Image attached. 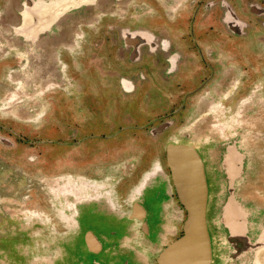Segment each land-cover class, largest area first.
Instances as JSON below:
<instances>
[{"label": "flooded vegetation", "instance_id": "obj_1", "mask_svg": "<svg viewBox=\"0 0 264 264\" xmlns=\"http://www.w3.org/2000/svg\"><path fill=\"white\" fill-rule=\"evenodd\" d=\"M19 57L33 87L70 80L80 92V109L58 114H42L30 97L45 119L44 161L51 145L70 150L36 176L55 200L73 195H56L51 183L86 188L59 211L69 236L57 256L29 264H161L187 218L170 145L195 149L203 163L211 264H264V0H0V67ZM135 99L139 120L124 107ZM101 101L107 109L92 110ZM104 114L112 127L89 131ZM131 131L143 134L132 151ZM123 133L124 147L90 146Z\"/></svg>", "mask_w": 264, "mask_h": 264}, {"label": "rangeland", "instance_id": "obj_2", "mask_svg": "<svg viewBox=\"0 0 264 264\" xmlns=\"http://www.w3.org/2000/svg\"><path fill=\"white\" fill-rule=\"evenodd\" d=\"M254 45L256 44L249 43V47ZM226 46H241V44L237 40H227ZM253 54L250 52L248 55ZM16 62L9 68L0 67V101L2 100L0 102V264H29L31 257L38 259L57 256L58 241L69 236L68 227L64 228L63 224L59 222V211L67 206L66 201L74 202L73 196H80L86 192L85 187L76 186L70 181H65L62 186H59L58 183H51L52 191L56 195H73L68 198L61 197L58 201L49 193L43 177L41 175L36 176L37 171L43 173L45 169H51L53 165L61 164L63 162L62 156L70 151L67 147L51 145L54 150L48 152L51 154V158L49 161H44L48 158L45 159L42 154L44 149L48 147L43 146L45 119L39 114L41 106L42 114L44 111L58 114L65 110H79L77 95L80 92H78V88L70 85V80H65L64 83H56L57 86L53 87L51 84L53 82L46 80L41 83V86L36 87L41 82L39 79L33 87V79L28 72H21L27 65L26 59L19 57ZM17 72L21 73L12 78L20 77L18 83L16 80L11 81L9 77V75ZM36 88L38 89L36 90ZM45 88L49 89L47 91L41 90ZM30 97L34 98V103L41 106L30 107L32 106V102L29 105V100L32 101ZM20 98L22 103L15 107L17 102H20ZM100 103V109L92 106V110L107 109L103 108L108 106L107 101ZM62 104L67 107H62ZM121 106L124 105L121 104ZM124 107L134 115L136 120L141 119L140 111L143 110V104L140 99L131 100ZM88 108L90 107L88 106ZM17 111L24 112L25 116L35 113L34 120L32 117H23L20 114L13 116L12 114H16ZM30 119L35 124H31ZM216 119L220 122L224 120L221 117ZM80 120H84V117H81ZM106 120L105 114L99 115L87 128L89 131L106 132L112 127L111 122ZM226 120L230 121L231 119ZM214 133V135H207V137L218 136L217 128ZM142 137L143 134L140 132H130L131 146L129 149L131 151L135 150L139 143L141 144ZM214 140L217 141V137L211 138V147L217 143ZM128 141L129 138L123 133L110 140L94 137L89 143L92 147L101 143H114L117 147H124V143ZM3 143H8L10 146H4ZM91 150L92 148H85L83 151L89 157ZM72 155L73 162L76 160L72 164L75 165L77 156L73 152ZM31 158L34 159L32 162L30 161ZM211 179L214 180L212 174H210ZM211 182V188L214 189L218 183ZM213 197L212 194L211 199ZM46 200L50 201L49 211L44 207ZM64 203L65 206H63ZM69 213L71 212H67V214ZM65 224L67 225V222Z\"/></svg>", "mask_w": 264, "mask_h": 264}, {"label": "water", "instance_id": "obj_3", "mask_svg": "<svg viewBox=\"0 0 264 264\" xmlns=\"http://www.w3.org/2000/svg\"><path fill=\"white\" fill-rule=\"evenodd\" d=\"M167 162L187 218L183 236L161 257V264H211L212 249L207 226L208 184L203 163L195 149L170 145Z\"/></svg>", "mask_w": 264, "mask_h": 264}]
</instances>
